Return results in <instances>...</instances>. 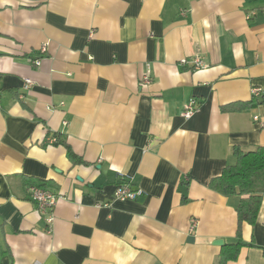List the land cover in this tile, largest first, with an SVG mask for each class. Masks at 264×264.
<instances>
[{"label":"crops","instance_id":"obj_1","mask_svg":"<svg viewBox=\"0 0 264 264\" xmlns=\"http://www.w3.org/2000/svg\"><path fill=\"white\" fill-rule=\"evenodd\" d=\"M260 145L264 0H0L1 264H219L241 197L210 182ZM122 180L143 194L116 199ZM242 237L227 264H264V197Z\"/></svg>","mask_w":264,"mask_h":264},{"label":"trees","instance_id":"obj_2","mask_svg":"<svg viewBox=\"0 0 264 264\" xmlns=\"http://www.w3.org/2000/svg\"><path fill=\"white\" fill-rule=\"evenodd\" d=\"M260 102L257 99L230 103L222 107L224 111H244L257 106ZM55 144H63L67 148V154L73 164H87L78 156L65 138L59 137ZM233 155L235 162L227 165L223 172L212 178L210 187L225 196L239 195L240 201L236 207L238 226L236 240L223 245L219 264H227L228 261L236 260L243 247L242 227L244 223L252 226L256 223L264 197V145L254 150L246 151L239 146L234 147ZM46 187V183H40ZM253 245V244H249ZM9 252L6 245L0 240V264L2 256Z\"/></svg>","mask_w":264,"mask_h":264},{"label":"built area","instance_id":"obj_3","mask_svg":"<svg viewBox=\"0 0 264 264\" xmlns=\"http://www.w3.org/2000/svg\"><path fill=\"white\" fill-rule=\"evenodd\" d=\"M47 45H43L41 47V52H46ZM34 63L39 66L42 63V59L37 58L34 60ZM196 67H203V61L197 57L195 59ZM152 78L150 75V71L145 72L142 77L140 78L138 85L140 87H145L151 84ZM26 87L28 88L32 84L31 79H26ZM254 96H261L263 95V91L260 88H255L253 90ZM196 110H198V103L195 98H191L188 103L185 105V110L183 112V116L186 118L192 117ZM255 119H259L258 116ZM29 192L31 196V200L37 205V209L39 213L45 218L48 224H51L54 220V209L57 205L59 200V195L46 189L44 187L38 185H30ZM143 194V190L140 188H133L129 182L126 180H122L116 188L115 191V198L119 200H135L139 196Z\"/></svg>","mask_w":264,"mask_h":264},{"label":"water","instance_id":"obj_4","mask_svg":"<svg viewBox=\"0 0 264 264\" xmlns=\"http://www.w3.org/2000/svg\"><path fill=\"white\" fill-rule=\"evenodd\" d=\"M215 244H220V245H222V244H223V240H222V239H218V240L215 241Z\"/></svg>","mask_w":264,"mask_h":264}]
</instances>
